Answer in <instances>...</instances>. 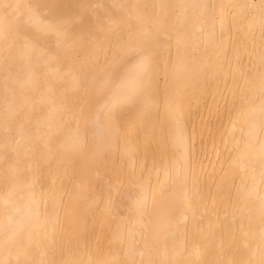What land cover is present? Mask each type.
<instances>
[{
    "label": "bare ground",
    "instance_id": "6f19581e",
    "mask_svg": "<svg viewBox=\"0 0 264 264\" xmlns=\"http://www.w3.org/2000/svg\"><path fill=\"white\" fill-rule=\"evenodd\" d=\"M0 264H264V0H0Z\"/></svg>",
    "mask_w": 264,
    "mask_h": 264
}]
</instances>
